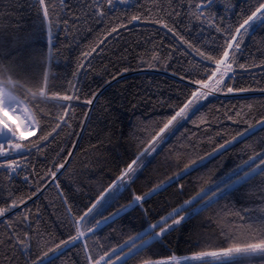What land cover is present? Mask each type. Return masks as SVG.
Returning a JSON list of instances; mask_svg holds the SVG:
<instances>
[{
	"label": "trees",
	"instance_id": "trees-1",
	"mask_svg": "<svg viewBox=\"0 0 264 264\" xmlns=\"http://www.w3.org/2000/svg\"><path fill=\"white\" fill-rule=\"evenodd\" d=\"M192 2L195 3L196 0ZM256 3L257 0H214L210 12L214 17L215 27H210L208 22L201 24L192 17L187 8L188 0H180L179 3L177 0H132V4L115 6L103 23L91 15L95 6L91 0H64L63 5L60 0H51V4L55 5V12L50 7L49 18L54 36L50 78L57 86H66L70 82L77 84L84 93L97 92L98 95L91 106L76 109L72 135L66 131L44 152L29 156L28 160L21 157L18 165L26 167L19 175H10L6 169H0V201L7 202L11 196H26L31 193L36 184L43 185L44 180L37 173L46 176L53 166V160L59 159L65 152H72L65 165L66 168L71 165L69 171L63 177L57 173L59 189L54 183H49L33 197L35 204L33 200H28L24 205L25 208L32 209L28 213L29 220L34 222L32 232L40 233L41 249L52 246L54 240L65 239L70 234L69 228L63 223L67 219L64 199L71 206L73 214L82 212L94 202L99 192L115 181L120 170L131 163L142 147L146 146L148 137L158 129L161 121L173 114L176 107L184 101L188 94V78H199L202 74L201 58L193 49L181 44L159 24L142 21L128 23L130 17L134 14L145 19L161 16L169 23L172 19H178L179 34L201 51H207L222 43L224 33L217 32L216 27H234L242 16L249 14ZM104 7L108 11L107 6ZM125 8L128 10L124 11ZM148 9L155 11L149 13ZM172 9L179 10L181 15L178 18L168 17L166 13ZM0 13L5 22H12L14 25L12 28H5V33L18 31L21 34H32L36 37L37 44L46 51L48 21L44 19L37 0H0ZM117 22L127 23V28L114 33L113 37L116 39L109 37L105 45H101L105 51L98 56L93 53L92 63L89 65V58H84L82 52L93 45L106 26ZM157 51L161 58L168 54H171V58L152 68L141 63V60L154 63L150 56ZM242 51L244 55L239 62L245 63L247 68L237 69L233 87H250L256 90L234 91L227 95L218 93L205 102L208 107L201 113L203 120L197 117L196 124L186 122L167 147L162 145L153 154L138 174L139 179L131 186V191L123 193L105 210L94 209L95 218L103 220L118 212L130 202L132 192L142 194L156 184L174 179L187 165L193 169L179 181L183 189L173 184L144 204L149 213L147 219L140 208L126 212L115 223L97 229L92 234L95 238L87 240V249L82 246L65 247L64 253L54 264H88L85 252L92 254L118 248L129 235L139 232L147 221L166 214L184 200L196 197L202 189L212 186L218 177L243 163L250 154V147L246 146L259 149L260 142L264 141V130L257 129L250 137L246 133L247 139L240 138L243 142H234L227 151L221 150L225 151L223 156L208 155L220 142L231 139L238 130L247 128L246 123H233L228 116L237 111L253 117L264 115V92L259 91L264 88V67L260 66L264 64V27L256 26L245 37ZM81 62L85 67L77 69V64ZM124 68H128V71L121 74ZM74 74H77L75 78ZM113 76L116 78L113 79ZM180 76L185 79L180 80ZM109 80L111 83H107ZM84 107H90L92 111L81 129L76 125L80 123ZM249 122L255 125V119ZM33 139L35 137L24 142ZM68 145L74 147L69 148ZM161 148L164 149L163 152ZM201 157L205 158L204 161ZM25 175L29 177L28 182L24 180ZM258 185L259 180H256L252 185L241 189L236 196L221 200L207 211L193 216L186 224L181 225L179 231L170 235L163 245L153 247L152 252L157 258L173 254L191 255L200 250L197 248L199 242L207 240L213 244L218 243L222 237L217 235V217H225L222 226L227 228L226 221L234 219L236 211L253 208L258 212L262 203L258 199ZM248 188L255 189V192L248 194ZM37 209L39 219L36 218ZM13 211L19 212V209ZM8 216L11 217L10 221L0 218V238L3 239H7L9 232L17 228L22 218L12 216L11 213ZM7 251L10 249L5 248L0 252V264H10L9 258L4 255ZM25 259L17 252L11 264H25ZM132 264L138 262L133 261Z\"/></svg>",
	"mask_w": 264,
	"mask_h": 264
},
{
	"label": "snow or ice",
	"instance_id": "snow-or-ice-1",
	"mask_svg": "<svg viewBox=\"0 0 264 264\" xmlns=\"http://www.w3.org/2000/svg\"><path fill=\"white\" fill-rule=\"evenodd\" d=\"M43 10V17L48 21L47 28V49L46 51L37 44L36 37L32 34H21L18 31L4 32L5 28H12V22H5L0 13V169H6L10 175H19L26 166L18 165V160L22 157L28 160L29 156H36L44 152L66 131L72 135V123L75 121L76 109L81 106H91L96 100L97 92L84 93L77 84L70 82L65 86H57L50 78V68L52 60L53 30L52 21L49 18V9L55 12V5L51 0H37ZM155 2V0H153ZM180 0H177L179 3ZM63 5L64 0H60ZM95 6L91 13L103 23L109 13L116 5H129L132 0H91ZM214 0H188L187 8L191 11L192 17L201 24L208 22L210 27H215L214 17L211 15L210 6ZM107 6L108 11H105ZM128 9L125 8L124 11ZM162 11V9H160ZM155 9H148L151 13ZM168 17L178 18L181 12L172 9L167 12ZM142 21L144 23L159 24L161 28L171 33L181 44L187 45L201 58L203 65L199 78L192 76L188 78L187 92L184 101L181 102L173 114L163 119L157 130H154L146 141L139 153L131 163L122 168L116 180L103 188L97 198L90 205L86 206L82 212L73 214L71 206L66 205L67 219L63 221L65 227L69 228L70 234L65 239L54 240L52 246L41 249L40 233H33L34 222L29 220L28 213L32 212L31 207L25 208L28 200H33L39 191L43 190L49 183H54L59 189L57 173L63 177L69 171L65 165L72 152H65L59 159L53 160L52 168L47 171V175L37 173L44 184H36L33 191L29 194L11 196L9 201H0V218L11 220L8 216L22 217L17 228L10 231L7 239L0 238V252L5 248L10 251L4 255L11 261L15 260L18 252L25 257V264H54V261L64 253L67 246H82L87 249V240L94 239L96 230L107 224H112L126 212L135 208H140L147 219L148 209L144 204L154 196L166 191L168 187L176 184L180 189L183 185L179 181L184 175L189 174L190 168L185 165L175 178L169 181L152 186L149 191L137 194L132 192L130 202L125 204L118 212L97 220V205L107 208L113 201L120 198L123 193L131 191V186L139 179L138 172L143 167L142 158L151 156L157 152L161 145L167 147L171 140L184 128L185 123H197V117L203 120L202 111L208 107L203 101H207L210 96L216 94L227 95L235 92H249L256 89L250 87H236L237 69H246L245 63H240V57L244 55L242 45L245 37L256 27H264V0H257L256 6L250 10L249 14L242 16L234 27L222 29L216 27L217 32H223L222 43L216 48L201 51L189 41L185 40L177 31L178 19H172L171 23L166 22L164 17L157 16L155 19H145L141 15H132L128 23ZM67 21H65V24ZM121 28H127V23L117 22V24L106 26L100 36L93 42V45L82 52L84 58H89L87 63L91 65L93 53L97 56L105 51L101 45L114 33H118ZM91 31V29H89ZM116 39V37H113ZM97 49L100 51L97 52ZM231 54V55H230ZM171 54L161 58L159 52H153L148 63L141 60L147 67H156L167 59ZM207 61V64L203 62ZM233 65L236 67L234 68ZM264 67V64L260 65ZM83 62L77 64V69L84 68ZM124 68L121 72H127ZM77 74H74V78ZM175 75V73H173ZM116 77L113 76V79ZM184 80V76L179 77ZM111 83V81H107ZM259 91L264 92V88ZM209 103H212L211 101ZM90 107H84L79 118L80 123L77 128H83L84 121L88 120ZM179 118V119H178ZM233 123H246L248 126L243 130H238L231 139L220 142L209 156H223L229 149V145L240 141V138L248 137L259 129L264 130V115L260 117L247 116L237 111L228 116ZM255 119V125L249 121ZM18 121L12 124L11 121ZM90 123V121H89ZM167 133V135H165ZM26 136L35 139L25 143ZM69 148L74 145H68ZM250 147V154L243 163L236 165L222 177H218L214 184L207 189H202L196 197L182 201L171 211L153 220L147 221L143 228L135 235H129L118 248H110L98 253L89 254L85 252V259L88 264H264V141L260 142V147ZM161 148V152H163ZM225 150V151H221ZM62 151V149H61ZM59 156V152H57ZM159 155V153H157ZM204 157L201 160L204 161ZM139 161V167H134ZM29 161V165H30ZM195 163V161H193ZM63 170V171H61ZM28 182V175L24 176ZM259 180L258 199L262 202L258 212L253 208H244L234 213V219L227 220L228 227L222 226L225 217L218 216L216 223L219 229L217 235L222 237L218 243H211L204 240L197 244V248L191 255H170L166 258H157L152 252L156 245H163L168 237L174 232L179 231L182 224H186L195 215L207 211L221 200H226L230 196L234 197ZM255 189L248 188V194L254 193ZM181 194H183L181 192ZM103 201V204L101 202ZM35 204V200H33ZM19 209V212L13 211ZM250 213V214H249ZM91 214V215H90ZM36 218L39 219V210L36 211ZM2 222V221H0ZM99 247V245H94ZM53 253V255H49Z\"/></svg>",
	"mask_w": 264,
	"mask_h": 264
},
{
	"label": "rangeland",
	"instance_id": "rangeland-1",
	"mask_svg": "<svg viewBox=\"0 0 264 264\" xmlns=\"http://www.w3.org/2000/svg\"><path fill=\"white\" fill-rule=\"evenodd\" d=\"M116 6H119V5H116ZM123 6H126V5H123ZM213 98V96H210L209 98H208V100L207 101H209V100H211ZM207 101H203V103H205V102H207ZM179 119V118H178ZM11 123L12 124H16V123H18V121H14V120H12L11 121ZM165 135H167V133H165ZM162 146V145H161ZM160 146V147H161ZM159 148H157V150H158ZM153 154H155V153H152V155L151 156H147V154H146V157L145 158H142L143 160H144V164H143V167L142 168H140V171L137 173V174H139L141 171H142V169L146 166V164L149 162V160H150V158L153 156ZM134 167H139V161L137 162V164L136 165H134ZM193 168L191 167L190 168V171L192 170ZM101 204H103V201L101 202ZM106 208H102L101 207V205H97V211H101V210H105ZM117 264H119V261H117Z\"/></svg>",
	"mask_w": 264,
	"mask_h": 264
},
{
	"label": "water",
	"instance_id": "water-1",
	"mask_svg": "<svg viewBox=\"0 0 264 264\" xmlns=\"http://www.w3.org/2000/svg\"><path fill=\"white\" fill-rule=\"evenodd\" d=\"M33 138L32 136H26L25 140Z\"/></svg>",
	"mask_w": 264,
	"mask_h": 264
},
{
	"label": "bare ground",
	"instance_id": "bare-ground-1",
	"mask_svg": "<svg viewBox=\"0 0 264 264\" xmlns=\"http://www.w3.org/2000/svg\"><path fill=\"white\" fill-rule=\"evenodd\" d=\"M15 121V120H14Z\"/></svg>",
	"mask_w": 264,
	"mask_h": 264
}]
</instances>
